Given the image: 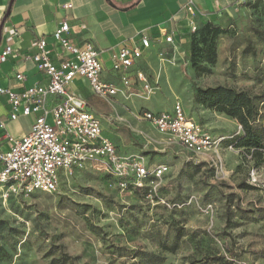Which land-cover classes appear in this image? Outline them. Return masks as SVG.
Here are the masks:
<instances>
[{
    "label": "rangeland",
    "instance_id": "rangeland-1",
    "mask_svg": "<svg viewBox=\"0 0 264 264\" xmlns=\"http://www.w3.org/2000/svg\"><path fill=\"white\" fill-rule=\"evenodd\" d=\"M250 6L256 10L215 41L214 66L206 62L210 38L201 31L193 35L180 71L189 91L179 101L204 125L190 93L216 86L246 91L257 98L264 134V5ZM193 61L212 73L197 77ZM98 98L89 100L97 115ZM119 98L111 104L131 120L114 110L102 120L104 135L121 155L144 158L150 170L170 168L156 191H122L115 177L89 168L55 193L0 198V264H264V150L254 155L232 145L244 132L223 115L214 122L226 140L193 156L141 120L146 110L172 111L174 95ZM208 205L212 211L206 213Z\"/></svg>",
    "mask_w": 264,
    "mask_h": 264
},
{
    "label": "built area",
    "instance_id": "built-area-1",
    "mask_svg": "<svg viewBox=\"0 0 264 264\" xmlns=\"http://www.w3.org/2000/svg\"><path fill=\"white\" fill-rule=\"evenodd\" d=\"M196 31L194 27L193 32ZM53 38L66 54L61 62L52 59L44 38L35 41L36 52L31 56L47 77L46 85L28 86L20 91L0 89V94L9 97L10 120H17L20 110L24 116H37L31 132L0 154V198L7 200L35 192L55 193L63 181L89 168L115 177L122 191H156V181L170 168L161 164L150 170L144 158L121 155L105 137L101 120L87 102L69 91L75 79L85 78L94 95L101 99L109 100L121 94L127 99L149 100L159 87L144 70L135 68L143 57L142 50L139 47L121 49L113 56L115 79L105 80L99 51L90 44L83 48L77 45L71 38L69 22H63ZM172 41V36L166 37L167 43ZM141 45L148 49L150 40L143 36ZM13 52L12 46H7L0 54V63L6 62ZM16 78L25 81L22 73H17ZM138 85L140 89H136ZM141 120L151 123L159 133L174 138L193 156L216 150L226 140V137H214L205 125L190 117L180 101L170 112L146 110ZM174 206L181 208L178 204ZM211 209L212 205H208L206 213Z\"/></svg>",
    "mask_w": 264,
    "mask_h": 264
},
{
    "label": "crops",
    "instance_id": "crops-1",
    "mask_svg": "<svg viewBox=\"0 0 264 264\" xmlns=\"http://www.w3.org/2000/svg\"><path fill=\"white\" fill-rule=\"evenodd\" d=\"M250 4L260 7L264 5V1L0 0V54L7 46H12L14 50L6 62L0 63V89L20 91L28 86L48 83L45 74L31 59L36 52L35 41L44 38L52 59L61 62L66 54L55 44L53 33L67 21L71 26V38L77 45L83 48L90 44L99 51L105 80L115 79L112 72L114 55L125 47H139L143 57L136 63L135 68L144 70L152 82L158 85V91L174 95L177 102L182 94L189 91L186 84L184 86L180 83L183 78L180 71L190 49L193 28L200 29L211 23L225 31L231 30L242 17L247 18L248 14L256 10V7L252 9ZM67 5H71V8H67ZM83 25H86L85 29L82 28ZM143 36L150 40L148 49L141 45ZM168 36L173 37L171 43L166 42ZM17 73L25 76L24 82L17 80ZM176 82L183 85L181 91L176 90ZM136 89H140V85ZM82 90L84 92H81ZM69 91L84 99L93 112L89 100L95 95L87 79H75ZM118 96L125 98L121 94ZM116 97L96 100L95 109L98 115L94 113L101 123L103 119L107 120L109 115L115 113L114 110L116 115L122 118L119 112L121 106L113 107L111 104L112 99ZM121 98L119 100H122ZM190 99L193 103V92L190 93ZM198 109L199 119L211 129L214 137H228L214 122L216 116L224 114L202 106ZM11 110L9 97L0 94V154L5 153L15 140L29 134L37 119L36 115H22L20 110V117L12 121L9 119ZM130 118L127 114L122 120L129 123ZM148 124L154 127L151 123ZM134 130L139 132L136 127ZM155 130L157 131L154 127L153 133Z\"/></svg>",
    "mask_w": 264,
    "mask_h": 264
},
{
    "label": "trees",
    "instance_id": "trees-1",
    "mask_svg": "<svg viewBox=\"0 0 264 264\" xmlns=\"http://www.w3.org/2000/svg\"><path fill=\"white\" fill-rule=\"evenodd\" d=\"M200 31L205 38H210L211 46L206 62L214 66L218 58L214 43L220 35L225 33V30L209 23L197 29L193 35ZM193 69L197 77L212 73V68L199 67L195 61H193ZM194 102L207 110L224 114L238 121L242 126L244 134L237 137L232 145L247 151H253L254 155H258L264 150V134L259 126L261 114L257 107L256 97L246 91L233 87L216 86L196 89Z\"/></svg>",
    "mask_w": 264,
    "mask_h": 264
}]
</instances>
